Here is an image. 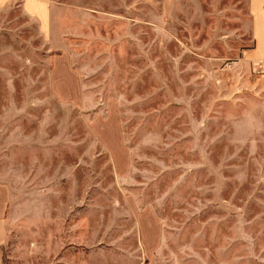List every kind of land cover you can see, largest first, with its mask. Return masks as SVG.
Instances as JSON below:
<instances>
[{"label": "rangeland", "instance_id": "374dc122", "mask_svg": "<svg viewBox=\"0 0 264 264\" xmlns=\"http://www.w3.org/2000/svg\"><path fill=\"white\" fill-rule=\"evenodd\" d=\"M35 1L0 0V263L264 264L247 0Z\"/></svg>", "mask_w": 264, "mask_h": 264}, {"label": "crops", "instance_id": "0c3cea01", "mask_svg": "<svg viewBox=\"0 0 264 264\" xmlns=\"http://www.w3.org/2000/svg\"><path fill=\"white\" fill-rule=\"evenodd\" d=\"M22 5L30 13L44 15L45 9L35 0H23ZM247 9L252 37V46L247 51V55L255 68L264 73V0H247ZM6 200V192L0 187V248L8 237L5 218Z\"/></svg>", "mask_w": 264, "mask_h": 264}]
</instances>
